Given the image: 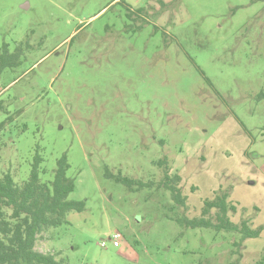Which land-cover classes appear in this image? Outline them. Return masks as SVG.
<instances>
[{"label":"rangeland","instance_id":"1","mask_svg":"<svg viewBox=\"0 0 264 264\" xmlns=\"http://www.w3.org/2000/svg\"><path fill=\"white\" fill-rule=\"evenodd\" d=\"M3 46L23 53L0 73V175L28 180L38 152L50 181L66 155L69 199L86 204L37 251L65 264L264 262V1L0 0ZM160 160L182 177L187 217L229 191L232 221L260 236L235 247L237 233L185 229L169 192L106 176L158 181Z\"/></svg>","mask_w":264,"mask_h":264},{"label":"trees","instance_id":"2","mask_svg":"<svg viewBox=\"0 0 264 264\" xmlns=\"http://www.w3.org/2000/svg\"><path fill=\"white\" fill-rule=\"evenodd\" d=\"M22 53L18 50L11 53L8 46H3L0 73L5 68L16 67ZM257 99L264 100V92H261ZM4 125L5 123H2L0 129ZM43 162V157L37 152L28 180L20 184L15 181L10 171L0 175V264H65L63 259H57L59 254L37 251L38 239L45 232L67 225L69 214L84 212L86 204L84 201L69 199L76 184L75 179L68 176L70 165L66 155L58 160L54 178L50 181L42 179L46 174V170L41 167ZM155 165L163 169V175L158 181L131 180L121 174L114 176L109 171L106 176L114 177L117 182L133 191L149 188L169 192L173 202L171 211L179 209L183 212L182 216L178 215L172 219L185 229L237 233L241 235V240L235 247L249 238L260 236L262 228L252 229L250 221H232V217L237 214V206L230 201L229 191L215 192L212 199L204 201L199 216L187 217L188 199L180 186L182 177L179 173L172 172L166 160H160ZM238 253L239 251H233L232 255ZM239 261L240 259L232 264H238Z\"/></svg>","mask_w":264,"mask_h":264},{"label":"built area","instance_id":"3","mask_svg":"<svg viewBox=\"0 0 264 264\" xmlns=\"http://www.w3.org/2000/svg\"><path fill=\"white\" fill-rule=\"evenodd\" d=\"M118 238H119V236L115 235L114 239H118ZM102 246L105 247V244L103 243Z\"/></svg>","mask_w":264,"mask_h":264},{"label":"water","instance_id":"4","mask_svg":"<svg viewBox=\"0 0 264 264\" xmlns=\"http://www.w3.org/2000/svg\"><path fill=\"white\" fill-rule=\"evenodd\" d=\"M25 8V7H24ZM253 184V183H252Z\"/></svg>","mask_w":264,"mask_h":264}]
</instances>
